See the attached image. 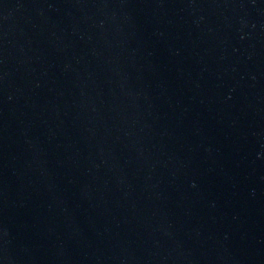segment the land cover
<instances>
[{"label":"water","instance_id":"obj_1","mask_svg":"<svg viewBox=\"0 0 264 264\" xmlns=\"http://www.w3.org/2000/svg\"><path fill=\"white\" fill-rule=\"evenodd\" d=\"M0 264H264V0H0Z\"/></svg>","mask_w":264,"mask_h":264}]
</instances>
